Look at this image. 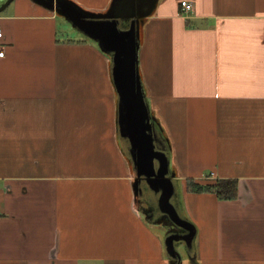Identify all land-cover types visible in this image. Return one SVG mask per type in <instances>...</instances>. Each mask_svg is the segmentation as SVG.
<instances>
[{
    "label": "crops",
    "instance_id": "crops-1",
    "mask_svg": "<svg viewBox=\"0 0 264 264\" xmlns=\"http://www.w3.org/2000/svg\"><path fill=\"white\" fill-rule=\"evenodd\" d=\"M182 1H159L139 65L184 181L195 264H264V0H189V13ZM56 14L33 0L0 12V264H169L136 201L108 59L59 40ZM191 178H236L238 197L188 191Z\"/></svg>",
    "mask_w": 264,
    "mask_h": 264
},
{
    "label": "water",
    "instance_id": "water-1",
    "mask_svg": "<svg viewBox=\"0 0 264 264\" xmlns=\"http://www.w3.org/2000/svg\"><path fill=\"white\" fill-rule=\"evenodd\" d=\"M13 1L5 0L0 12ZM33 1L63 16L110 56L109 70L117 95V131L129 145L139 210L148 222L168 227L164 244L169 264H183L180 246L195 264L196 225L185 214L171 151L158 128L160 121L151 108L139 65L142 28L160 0H112L103 11L86 9L74 0ZM143 195L148 197L140 204Z\"/></svg>",
    "mask_w": 264,
    "mask_h": 264
},
{
    "label": "trees",
    "instance_id": "trees-1",
    "mask_svg": "<svg viewBox=\"0 0 264 264\" xmlns=\"http://www.w3.org/2000/svg\"><path fill=\"white\" fill-rule=\"evenodd\" d=\"M165 138L168 151H171L169 138L162 126H158ZM120 138V137H119ZM120 143L124 151L128 154V143L120 138ZM129 155V154H128ZM187 190L191 192H211L216 194L219 199L231 200L238 197V180L236 178H219L215 180H195L187 179Z\"/></svg>",
    "mask_w": 264,
    "mask_h": 264
},
{
    "label": "rangeland",
    "instance_id": "rangeland-1",
    "mask_svg": "<svg viewBox=\"0 0 264 264\" xmlns=\"http://www.w3.org/2000/svg\"><path fill=\"white\" fill-rule=\"evenodd\" d=\"M56 18H57L56 21H57V25H58V38H59V40H61V41L79 40V39L87 40V41L93 43L102 52V54L106 55V57L108 59V61H107V76L108 77H107V79L112 84L110 70H109L110 56L107 55L106 53H104L101 50V48L99 47L98 43H96L95 41L91 40L87 36H84V34L79 32L78 30H76L63 16H61L59 14H56ZM151 103H152L151 107L154 110L156 109L157 113H159V110H158L157 106H155V104L153 103L152 100H151ZM161 122L164 125L163 119L161 120ZM171 162H172L173 166L177 167V163H176L174 158H172ZM207 173H209V170L205 172V174H207ZM183 182L184 181L182 180L180 182V185H184ZM185 184H187V183H185ZM154 227L156 228V233H158V235H160V237H162V239L164 240V237H165V235H166V233L168 231V227L163 225V224H154ZM180 250H181V252L183 253V256H184V263L183 264H192V262H191V260H190V258L188 256V253L185 251L183 246H180Z\"/></svg>",
    "mask_w": 264,
    "mask_h": 264
},
{
    "label": "built area",
    "instance_id": "built-area-1",
    "mask_svg": "<svg viewBox=\"0 0 264 264\" xmlns=\"http://www.w3.org/2000/svg\"><path fill=\"white\" fill-rule=\"evenodd\" d=\"M182 8L184 12L189 13L194 9L193 2L189 0H183L182 1ZM5 34L0 29V58H3L6 56V43L4 42Z\"/></svg>",
    "mask_w": 264,
    "mask_h": 264
},
{
    "label": "flooded vegetation",
    "instance_id": "flooded-vegetation-1",
    "mask_svg": "<svg viewBox=\"0 0 264 264\" xmlns=\"http://www.w3.org/2000/svg\"><path fill=\"white\" fill-rule=\"evenodd\" d=\"M147 195L145 196V195H143L142 197H140V199H139V203L141 204V202L144 200V199H147Z\"/></svg>",
    "mask_w": 264,
    "mask_h": 264
}]
</instances>
